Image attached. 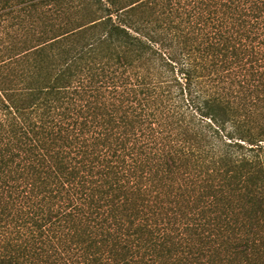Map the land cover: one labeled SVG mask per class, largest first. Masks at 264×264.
<instances>
[{
    "label": "trees",
    "instance_id": "trees-1",
    "mask_svg": "<svg viewBox=\"0 0 264 264\" xmlns=\"http://www.w3.org/2000/svg\"><path fill=\"white\" fill-rule=\"evenodd\" d=\"M0 264H264V0H0Z\"/></svg>",
    "mask_w": 264,
    "mask_h": 264
}]
</instances>
